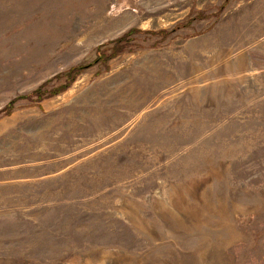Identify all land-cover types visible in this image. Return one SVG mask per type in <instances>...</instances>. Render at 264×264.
I'll return each mask as SVG.
<instances>
[{
    "label": "rangeland",
    "instance_id": "obj_1",
    "mask_svg": "<svg viewBox=\"0 0 264 264\" xmlns=\"http://www.w3.org/2000/svg\"><path fill=\"white\" fill-rule=\"evenodd\" d=\"M0 264H264V0H0Z\"/></svg>",
    "mask_w": 264,
    "mask_h": 264
},
{
    "label": "trees",
    "instance_id": "obj_2",
    "mask_svg": "<svg viewBox=\"0 0 264 264\" xmlns=\"http://www.w3.org/2000/svg\"><path fill=\"white\" fill-rule=\"evenodd\" d=\"M99 56H100V55H99ZM112 57H114V54H112V55L109 57V59L112 58ZM74 72H76L75 69H73V70L71 71V73L67 76V79H66L67 81H68V79H69V76H70L72 73H74ZM66 86H67V85H66ZM66 86H65V87H66ZM65 87H64V88H65Z\"/></svg>",
    "mask_w": 264,
    "mask_h": 264
}]
</instances>
